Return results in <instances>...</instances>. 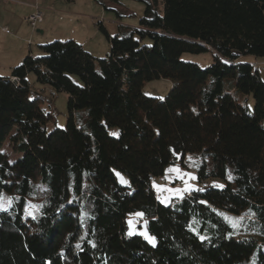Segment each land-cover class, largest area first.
<instances>
[{
	"label": "trees",
	"instance_id": "trees-1",
	"mask_svg": "<svg viewBox=\"0 0 264 264\" xmlns=\"http://www.w3.org/2000/svg\"><path fill=\"white\" fill-rule=\"evenodd\" d=\"M97 1L124 15L120 0ZM144 3L139 26L119 25L106 56L55 40L14 79L0 76V196L11 198L0 210V264H264V81L237 62L264 58V0ZM207 50L206 68L181 59ZM30 73L53 96L69 94L65 128L47 130L55 111L42 108L43 93L31 96ZM161 78L172 81L164 99L143 93ZM237 92L253 95V111ZM189 156L201 185H223L162 203L153 179ZM220 212L244 217L247 233L233 234ZM137 213L155 243L130 234Z\"/></svg>",
	"mask_w": 264,
	"mask_h": 264
},
{
	"label": "crops",
	"instance_id": "crops-1",
	"mask_svg": "<svg viewBox=\"0 0 264 264\" xmlns=\"http://www.w3.org/2000/svg\"><path fill=\"white\" fill-rule=\"evenodd\" d=\"M134 1L143 4V15L144 0H120L114 7L124 12L122 17L97 0H0V66L7 71L0 72V76L12 77V69L26 56L41 55V46L55 40H75L95 56L104 55L96 51L105 46L108 54L110 37L118 32L119 25L139 26L129 20L137 17V11L131 7ZM38 9L44 18L33 28L27 17ZM3 27L9 32H4Z\"/></svg>",
	"mask_w": 264,
	"mask_h": 264
},
{
	"label": "rangeland",
	"instance_id": "rangeland-1",
	"mask_svg": "<svg viewBox=\"0 0 264 264\" xmlns=\"http://www.w3.org/2000/svg\"><path fill=\"white\" fill-rule=\"evenodd\" d=\"M137 11V17H132V21H136V23L140 24V19L143 15L140 13L143 10V4L141 2H133L131 6ZM145 10V9H144ZM114 15V13H112ZM141 16V17H140ZM137 26V25H136ZM101 37L106 40V36L101 34ZM152 44V41L148 38L142 41V44ZM108 47H99L97 49L98 54H104L102 56L97 57H104L107 53ZM181 59L183 61H190L197 63L203 68L210 66L214 59V52L212 50H207L201 53H190L185 52L182 54ZM238 63H252L258 70L259 74L264 81V58H259L253 54H243L237 59ZM0 72L4 73L7 72L3 66H0ZM29 82L33 85L32 88V97L38 96L39 92L43 93L44 102L42 103V108L50 111V109H54L55 111V120L51 121L47 124V130L52 131L55 128H65L68 123L69 117V94L66 92H59L56 93L55 96L51 94V90L49 87L44 86L42 84L37 83V78L34 73L29 74ZM74 80L81 84V79L78 76H73ZM229 79H226L227 86H230L228 82ZM172 88V81L169 79L161 78L152 81L145 82L143 86V93L150 97H155L159 99H164L170 92ZM237 97L249 107L250 111L254 110L255 107V100L253 95H243L241 93H236ZM114 133H117V130H113ZM2 152L6 154L11 161L17 160L21 154L17 153L13 150L10 145L9 139H6L2 145ZM197 157L189 156L187 158V164H182L181 162H177L174 164H170L165 169V174L161 177H156L152 181V186L159 197V200L164 204H171L173 201L179 200L185 196L186 193L197 191L200 188L204 189L211 185H216L218 187L223 185V180L221 178H208L206 179L203 184L201 185L199 181V177L197 174V170L195 167ZM179 168L181 171L180 173L169 171V169ZM115 174L118 177L119 181L124 185L130 184V177L118 170L115 169ZM194 177V179H193ZM176 190H180L177 192ZM4 198H8L6 195H1ZM1 203L6 206L7 200H1ZM220 215L227 222L230 227L232 228V233L236 236L243 235L247 233V226L248 221L244 219L242 216L231 215L226 212H220ZM131 221V224H130ZM128 226L129 232L131 234H140L146 233L147 235L151 236L147 230L146 223L141 219L140 216L137 214L133 217L128 218ZM197 231L196 228H194ZM146 240L145 235H142Z\"/></svg>",
	"mask_w": 264,
	"mask_h": 264
},
{
	"label": "built area",
	"instance_id": "built-area-1",
	"mask_svg": "<svg viewBox=\"0 0 264 264\" xmlns=\"http://www.w3.org/2000/svg\"><path fill=\"white\" fill-rule=\"evenodd\" d=\"M43 18H44L43 12L40 9H38L36 12L30 14L27 17V21L33 28H36L38 24L43 21ZM0 20H1V16H0ZM2 30L7 33L9 32V29L7 27H3Z\"/></svg>",
	"mask_w": 264,
	"mask_h": 264
},
{
	"label": "snow or ice",
	"instance_id": "snow-or-ice-1",
	"mask_svg": "<svg viewBox=\"0 0 264 264\" xmlns=\"http://www.w3.org/2000/svg\"><path fill=\"white\" fill-rule=\"evenodd\" d=\"M169 171H174V172L180 173L181 170H180L179 168H173V169H169ZM193 179H194V177H193ZM176 191L179 192L180 190H176ZM4 199L7 200V203H8V204L11 203V198H4V197L0 196V200H4ZM0 210H6V209L4 208V204H3V203H0ZM137 215H138V216H142L143 213H137ZM130 224H131V221H130ZM130 234H131V233H130ZM141 234H142V235H145L146 238H147L150 242L155 243V238H154V237L149 236V235H147L146 233H141ZM92 246L95 247L96 245L93 243ZM77 247H79V245H78Z\"/></svg>",
	"mask_w": 264,
	"mask_h": 264
}]
</instances>
